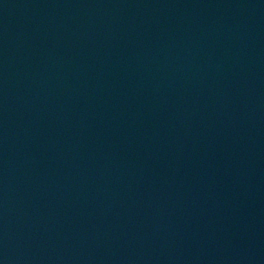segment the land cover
I'll list each match as a JSON object with an SVG mask.
<instances>
[{
    "label": "water",
    "instance_id": "1",
    "mask_svg": "<svg viewBox=\"0 0 264 264\" xmlns=\"http://www.w3.org/2000/svg\"><path fill=\"white\" fill-rule=\"evenodd\" d=\"M0 264H264V0H0Z\"/></svg>",
    "mask_w": 264,
    "mask_h": 264
}]
</instances>
